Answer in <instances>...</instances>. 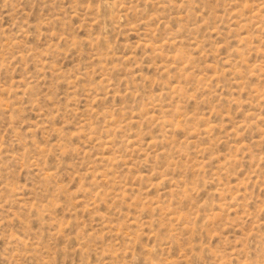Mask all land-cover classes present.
Returning <instances> with one entry per match:
<instances>
[{
	"label": "rangeland",
	"instance_id": "1",
	"mask_svg": "<svg viewBox=\"0 0 264 264\" xmlns=\"http://www.w3.org/2000/svg\"><path fill=\"white\" fill-rule=\"evenodd\" d=\"M0 264H264V0H0Z\"/></svg>",
	"mask_w": 264,
	"mask_h": 264
}]
</instances>
